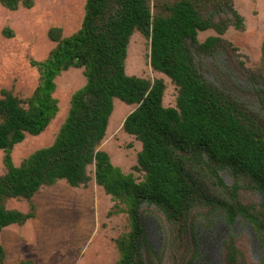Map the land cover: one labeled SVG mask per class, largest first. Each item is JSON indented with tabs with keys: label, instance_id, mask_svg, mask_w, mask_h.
I'll list each match as a JSON object with an SVG mask.
<instances>
[{
	"label": "trees",
	"instance_id": "trees-1",
	"mask_svg": "<svg viewBox=\"0 0 264 264\" xmlns=\"http://www.w3.org/2000/svg\"><path fill=\"white\" fill-rule=\"evenodd\" d=\"M0 3L12 12L34 7L33 0ZM231 29H246L234 0H88L79 31L63 37L60 29H51L48 36L56 46L44 61L32 62L40 75L32 95L23 99L0 91V151L5 154L0 235L37 217L33 200L42 189L63 181L72 188L87 187L94 178L115 203L108 216L128 215L130 231L116 241L117 264H197L199 217H221L230 228L246 222L264 252V118L246 94L234 93L217 75L207 77L238 51L225 39ZM206 32L215 35L202 42L200 34ZM136 33L149 43L153 72L177 89L175 107L164 106V78L127 74ZM261 55L256 72L239 62L253 89L264 86V43ZM72 69L83 70L86 83L73 94L54 143L16 166L14 148L28 136L43 134L57 118L56 80ZM250 95L264 104L260 90ZM116 100L136 107L123 125L142 146L129 174L101 150ZM222 174L231 177V185ZM246 193L258 194L260 202L246 201ZM11 201L27 202L28 212L10 209ZM147 215L166 227L165 250L152 247ZM6 258L0 245V264ZM222 263L253 264L232 233L223 242Z\"/></svg>",
	"mask_w": 264,
	"mask_h": 264
},
{
	"label": "rangeland",
	"instance_id": "rangeland-1",
	"mask_svg": "<svg viewBox=\"0 0 264 264\" xmlns=\"http://www.w3.org/2000/svg\"><path fill=\"white\" fill-rule=\"evenodd\" d=\"M34 7H20L12 12L0 3V91L9 90L15 95L29 98L39 84L40 75L32 62L44 61L55 48L48 34L51 29L62 31L69 37L81 29L88 0H33ZM235 7L244 17L246 29L238 32L229 30L225 39L238 51L231 60L223 61L222 68L214 70L210 79L221 77L228 87L238 95H247L253 101L251 107L264 118V104L252 98L250 93L264 86L254 83L241 71L239 62L248 70L256 72L261 65V48L264 43V0H234ZM4 31L9 33L5 34ZM214 32L200 34L204 42ZM148 41L136 33L130 44L126 70L129 76L154 80L164 78L153 72L147 58ZM223 73L226 75L224 76ZM164 106H176L177 89L167 78ZM86 83L83 70L72 69L57 80L56 98L60 111L48 129L38 137H30L14 148L13 162L16 166L36 151L50 147L64 124L73 94ZM264 97V96H263ZM136 109L116 100L110 119L108 135L101 146L114 166L124 173L133 172L137 166L142 146L123 130L126 118ZM4 152L0 151V174H4ZM93 171V170H92ZM92 177L94 175L92 174ZM139 180L142 175L135 173ZM227 185L232 184L228 174H222ZM248 202H260L258 194L246 193ZM37 217L24 226H11L0 235V245L6 252V264L33 261L34 264H117L120 252L116 241L130 231L127 214L109 217L115 203L99 187L94 178L87 187L72 188L66 182L42 189L34 198ZM10 209L28 212L25 201H11ZM149 241L156 252L165 250L166 227L152 216L145 218ZM200 246L197 264H223V242L234 234L253 264H264V252L260 249L250 225L239 220L233 228L221 217H199L195 222Z\"/></svg>",
	"mask_w": 264,
	"mask_h": 264
},
{
	"label": "bare ground",
	"instance_id": "bare-ground-1",
	"mask_svg": "<svg viewBox=\"0 0 264 264\" xmlns=\"http://www.w3.org/2000/svg\"><path fill=\"white\" fill-rule=\"evenodd\" d=\"M56 1V0H55Z\"/></svg>",
	"mask_w": 264,
	"mask_h": 264
}]
</instances>
